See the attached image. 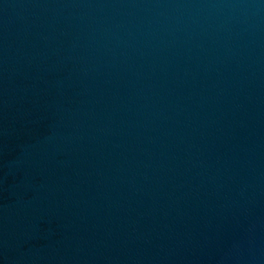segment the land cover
<instances>
[{
  "label": "water",
  "instance_id": "obj_1",
  "mask_svg": "<svg viewBox=\"0 0 264 264\" xmlns=\"http://www.w3.org/2000/svg\"><path fill=\"white\" fill-rule=\"evenodd\" d=\"M0 264H264V0H0Z\"/></svg>",
  "mask_w": 264,
  "mask_h": 264
}]
</instances>
